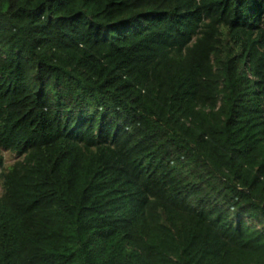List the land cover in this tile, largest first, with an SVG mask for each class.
<instances>
[{"label":"trees","instance_id":"trees-1","mask_svg":"<svg viewBox=\"0 0 264 264\" xmlns=\"http://www.w3.org/2000/svg\"><path fill=\"white\" fill-rule=\"evenodd\" d=\"M0 264H264V0H0Z\"/></svg>","mask_w":264,"mask_h":264},{"label":"rangeland","instance_id":"rangeland-1","mask_svg":"<svg viewBox=\"0 0 264 264\" xmlns=\"http://www.w3.org/2000/svg\"><path fill=\"white\" fill-rule=\"evenodd\" d=\"M4 158H5L4 166H5L6 168L13 164V162H14V157L11 156V155H9L7 152H4Z\"/></svg>","mask_w":264,"mask_h":264}]
</instances>
